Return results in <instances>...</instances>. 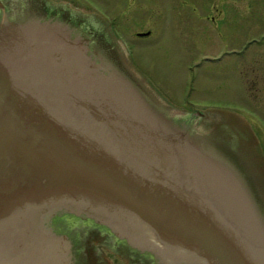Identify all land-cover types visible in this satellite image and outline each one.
Wrapping results in <instances>:
<instances>
[{"label": "water", "instance_id": "water-1", "mask_svg": "<svg viewBox=\"0 0 264 264\" xmlns=\"http://www.w3.org/2000/svg\"><path fill=\"white\" fill-rule=\"evenodd\" d=\"M0 13V264H80L60 215L153 264H264V222L228 167L68 24Z\"/></svg>", "mask_w": 264, "mask_h": 264}, {"label": "rangeland", "instance_id": "rangeland-1", "mask_svg": "<svg viewBox=\"0 0 264 264\" xmlns=\"http://www.w3.org/2000/svg\"><path fill=\"white\" fill-rule=\"evenodd\" d=\"M2 1L8 18L61 21L92 58L119 64L169 126L233 172L264 222V0ZM55 221L80 264H153L90 221Z\"/></svg>", "mask_w": 264, "mask_h": 264}, {"label": "flooded vegetation", "instance_id": "flooded-vegetation-1", "mask_svg": "<svg viewBox=\"0 0 264 264\" xmlns=\"http://www.w3.org/2000/svg\"><path fill=\"white\" fill-rule=\"evenodd\" d=\"M1 2L5 5V7H6V11H7V5L1 0ZM49 5V4H48ZM0 16H1V13H0ZM148 36V35H147ZM140 37H143V36H140ZM199 115H197V116H199V117H202V115L200 114V113H198Z\"/></svg>", "mask_w": 264, "mask_h": 264}]
</instances>
